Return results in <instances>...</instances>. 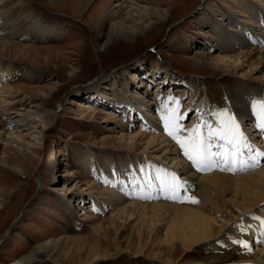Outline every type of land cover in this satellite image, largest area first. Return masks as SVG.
<instances>
[{"label": "rangeland", "instance_id": "obj_1", "mask_svg": "<svg viewBox=\"0 0 264 264\" xmlns=\"http://www.w3.org/2000/svg\"><path fill=\"white\" fill-rule=\"evenodd\" d=\"M85 1L83 8L84 0L80 6L75 0H0V40L18 45L6 44L0 56V78L7 75L10 87L0 100V264H23V260L29 264H255L252 254L264 244L254 238L245 239L250 252L237 250L234 243L232 247L210 243L219 245L214 250L207 243L186 255L179 247L168 246L173 211L166 207H146L144 212L132 207L115 218L109 231L94 230L122 203L159 202L211 214L215 225L224 224L221 234L232 242L248 219L264 218V205L248 214L229 216L199 195L180 171L142 154V147L130 150L131 142L119 139L116 125L77 119L79 111L85 110L83 105H91L127 123L133 132H150L138 111L118 113L113 101L122 99V93L130 94L137 99L136 107L162 125L163 110L176 100H168L172 92L184 95L180 137L201 122L205 129L216 127L214 113L224 109L253 140V150L264 152V132L248 119L241 121L229 106L236 92L264 91V84L253 79L264 75V62L250 66L239 61L232 75H226V67L213 66L202 57L225 53L215 44L219 41L213 28L219 18L216 11H227L240 25L249 23L236 13L232 0H160L159 5L150 0L153 4L147 7L143 0H126L149 10L141 21L137 11L122 9L116 14V0ZM250 1L239 0L240 9L248 10L257 22L254 34L264 36V8L250 11L254 7ZM158 12L163 18L155 20ZM202 13L210 21L202 19ZM118 18L126 22L119 25ZM220 19L230 28L225 18ZM170 83H176L178 92L171 91ZM160 87L165 91L158 99L155 92ZM189 101L192 107L186 108ZM6 132H14L12 138ZM219 143L211 141L213 151L220 150ZM243 151L247 155L248 150ZM121 163L127 166L138 199L129 198L111 182ZM187 165L192 169L189 161ZM261 168L264 160H257L243 174ZM67 171L75 174L66 176ZM165 171L183 182L179 195L186 191L196 198L195 203L161 191L157 176ZM125 183L129 184L121 181ZM73 187L75 191L67 197L64 189ZM48 239L53 244L44 248ZM159 252L162 255L155 259Z\"/></svg>", "mask_w": 264, "mask_h": 264}, {"label": "bare ground", "instance_id": "obj_2", "mask_svg": "<svg viewBox=\"0 0 264 264\" xmlns=\"http://www.w3.org/2000/svg\"><path fill=\"white\" fill-rule=\"evenodd\" d=\"M82 1L83 0H75V3L79 5ZM116 1L118 3L117 6L119 7L116 10V14H120L122 9L126 10L125 13H130L132 10L134 13H136L137 11L139 13V15H137V20L139 21L143 20L142 19L144 16L143 14L149 13V10L146 8L147 7L146 5L153 4L152 1L150 0H143L142 2H144V5L146 7L145 6L140 7L137 6V3H131L132 5H130L129 3H127L128 1L126 0H116ZM154 1H156V3H154L155 5H159L161 2L160 0H154ZM233 2H235L236 4L233 5V7L236 9V13H238V15H240L242 19H245L246 23L249 24L240 25L241 24L240 21L236 20L235 22V19H233L232 16H229L227 11L224 13H220L216 11L215 13L218 14L217 16H219V18L217 19V23L216 22L214 23L215 26H213V28L216 37L215 39H218L219 41L218 42L215 41V44L219 47V50L221 52L223 53L225 52V53L223 55H215L214 57H209L205 55L202 56L203 58L209 60V63L212 64L213 66L226 67L227 69L225 71L226 75H232L233 73L232 70H236L239 61L245 62L250 66L259 65L262 62H264V36L254 34L255 29L253 28V25H256L257 22L255 21V19L252 18L251 14L248 13V10L246 11L240 9L239 0H232V3ZM86 3L87 2L84 0V4L83 5L80 4V5L83 6L84 8ZM250 3L254 4V7H251L249 9L250 11L256 10L258 7L261 6L264 8V0H251ZM228 5H230L229 2ZM131 6L132 9H130ZM214 10L215 8L209 9L210 12H213ZM161 17L162 15L159 14L158 12L155 15L154 19L160 20ZM202 17H203L202 19L204 18L206 19L205 13H202ZM220 18H225L227 20L228 27L230 28L226 29L221 23ZM206 20L210 21L209 19ZM125 22H126L125 19L124 20L120 19L119 25ZM127 36L129 37V35L126 33V37ZM6 44L9 45L12 43L0 40V51H1L0 56H2L3 52L7 50L5 46ZM12 45L18 47L17 44H12ZM21 48L30 49L31 47H21ZM22 50L20 49V51ZM237 50H241V51L237 52ZM195 61H197V59ZM198 62L201 61L198 60ZM3 74L4 73H2V75ZM239 76L243 77V75H239ZM7 78H8L7 75H4V79L2 80L0 78L1 101L2 98L8 94L10 89L9 83H7L8 81ZM243 78L248 79L253 77L247 76ZM253 79L257 80L256 83L264 84V75L261 77H255ZM173 90H177L178 92L179 89L173 88L171 91ZM164 91L165 90L163 87L158 88L157 92H155L156 98L159 99L160 96L163 95ZM247 92H250V90L248 89L247 91L240 93L236 92L234 98H232V101L229 102V106L234 113L238 114L239 119H241V121H243V119H248L255 124L256 118L252 114L251 102L253 100H264V91H259L258 89V91L256 92V90H253V92H251V95ZM122 94H123L121 96L122 99L118 98L115 100V102L113 101V104H116L114 105L115 106L114 108L117 109L118 113L122 112L123 114L125 113L128 114L130 112L132 113L134 110L138 111L140 118L146 123V126L150 128V132L148 131L145 132L142 130H136L133 132L131 126L128 125L127 123H124L122 121L118 122V120L115 119V116L110 115L108 112L105 111H98L91 105H83L85 110L79 111L77 119L84 118L92 121L99 120L101 123H107L108 125H112V124L116 125L115 127L118 128L116 132L119 134V139L120 140L128 139L131 142L132 146L129 147L130 150H137L138 147H142V149L140 150L142 154H147L152 158L161 159L163 162L170 165L172 170L176 172L180 171L181 172L180 175H183L186 179L192 181L199 195H201L203 198L208 197L211 201H213L216 204L218 209L222 210L224 213H226L229 216L236 217V215L238 214L240 215L248 214L254 212V210L259 209L264 205V168L246 174L243 173L247 172L249 168H245L243 170L237 169L235 171H229L227 170V167H225L224 170H221L220 167H212L210 171H197L193 167L192 169H190L187 165L188 160L183 156L182 152L179 151V149L173 143L174 140L172 138L169 139L170 136L167 135V133L165 132L164 124L158 125L157 123L151 121L149 116H146L143 111H141L138 107L135 106L136 103L135 101L137 99H134V97L132 96L131 98L130 94L129 96L126 95L125 93ZM116 95H118V93L115 94V97ZM177 95H178L177 93L174 94L171 92L169 93L168 97H172L176 99L174 100V103H172L171 107H176L177 114L181 116L179 113L184 109L183 107L184 95H180V96ZM176 101H178V104H176ZM192 103L193 102L189 101L186 104L187 106L186 108L192 107ZM75 104L77 107H80L79 103H75ZM3 110L6 112L7 107L5 106ZM163 112L166 111L163 110ZM197 115L198 113L195 115V117H197ZM181 120H182V116L181 119L179 120V124ZM192 128L193 126H189L187 129L190 130ZM188 130H187V134H189ZM13 133L14 132H6L5 134L8 138H12L11 136H13L12 135ZM254 133L257 132L254 131ZM254 136L257 137L258 134H254ZM248 141L249 142L251 141L250 144L252 145L253 140L248 139ZM121 149H126V147L123 146ZM213 152H217V150ZM217 163H219L218 160ZM74 174H75L74 171H67L66 176H70ZM112 174L118 175L115 176L113 180L111 179V182L112 184L113 183L116 184V188L118 187L117 189L119 191L126 193L129 198L138 197V195H135L134 192L132 191V188L134 186L131 185V182L129 180L131 177L128 172L127 166L125 164L121 163L118 166L117 173L114 172ZM121 181H126L129 184L126 183L121 184ZM91 186H92L91 184L87 183L88 189L89 188L91 189ZM86 190L87 189H85V191ZM64 191L69 192L67 194L68 197L75 191V187H73V189L65 188ZM102 192L104 194L107 193L106 191L105 192L102 191ZM171 194H169L168 197H170ZM110 195L113 194L111 193L108 196ZM122 204L121 206L119 205L116 206L113 209V212L108 216V218H106V220H100V223H98V225H95L92 228L97 231L103 229L104 231H109L110 227H113L115 225L116 219H119L126 213L130 212L132 207L141 208L143 209L142 210L143 212L146 207H152V208L166 207L173 211L172 214L173 216H172V223L169 224L168 227L170 228L168 230L169 236L165 241V243L170 247L172 246L179 247L180 251H182L181 254L186 255L187 253H191L192 250H194L195 248H198L199 246L207 243L208 245H210L211 249L213 248L212 250L219 248L218 244L211 246L214 243H221L229 247L233 246V243L230 242L225 235L221 234V231L224 229L223 226L224 224L215 225V223H213V220H215L214 217H212L211 214H207L206 212L200 213L197 209H191L183 206H175L171 204L168 205L159 202L154 204H144L137 202H128V203H124L123 205ZM260 219H264V218H260ZM260 219L257 218L248 219L244 224L245 227L244 229H246V231L243 232L240 231L238 233L237 240H245V239L253 240L254 238V240L258 244L259 241L261 245L264 244V230H261L260 228ZM102 223H106V226L102 227ZM51 240L52 239H48V241L43 243V247L46 248L48 244H53V241ZM257 243L254 244L258 246ZM234 247L237 250L243 249L239 244H235V243H234ZM172 254L173 252L172 253L170 252L167 255L170 256ZM161 255L162 252H159L158 255L155 257V259L159 258ZM252 255L257 259L255 264H264V247L261 248L259 251L254 252ZM135 257H140V256L136 255ZM165 261H167V263L171 262V260L168 257H166ZM22 263L29 264L30 261L23 260Z\"/></svg>", "mask_w": 264, "mask_h": 264}, {"label": "snow or ice", "instance_id": "obj_3", "mask_svg": "<svg viewBox=\"0 0 264 264\" xmlns=\"http://www.w3.org/2000/svg\"><path fill=\"white\" fill-rule=\"evenodd\" d=\"M168 100H174V98L168 97ZM251 110L256 118L255 127L264 132V100H253ZM214 115L217 122L216 127L208 126L205 129L203 122H201L188 130L189 134L183 138L178 135L182 129L179 124L181 116L177 114L176 107L168 108L166 114L161 116V120L164 122V130L167 135L179 145L183 156L197 171H210L212 167H220L221 170L227 167L229 171L254 167L257 163V157L264 156V152L259 149L253 150L234 115L224 109L214 113ZM214 139L222 141V143L217 144L220 149L217 152L212 151L211 141ZM243 149L248 150L247 155ZM157 179L160 182L161 191L173 194L170 198L196 202V198L188 196L186 191L183 196L179 195V190L183 188V182L175 173L165 171L162 176L158 174ZM260 228L264 230V219H260ZM240 230L246 231L243 227ZM232 243L239 244L246 251L252 250L246 240H233Z\"/></svg>", "mask_w": 264, "mask_h": 264}]
</instances>
